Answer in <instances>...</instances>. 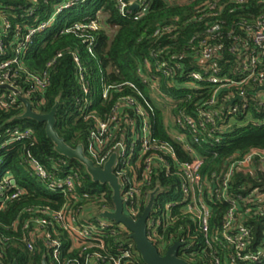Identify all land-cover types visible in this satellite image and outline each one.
Returning <instances> with one entry per match:
<instances>
[{
	"label": "trees",
	"instance_id": "obj_1",
	"mask_svg": "<svg viewBox=\"0 0 264 264\" xmlns=\"http://www.w3.org/2000/svg\"><path fill=\"white\" fill-rule=\"evenodd\" d=\"M62 1L0 0V41L4 47L0 60L19 56V62L7 69L14 77L0 81L18 89L17 93L0 88V97L8 103L0 105V195L18 193L3 207L0 201V264L16 261L18 264H43L44 256L52 264L46 240L32 237L25 230L27 222L45 215L43 209L54 212L66 209L68 214L78 216L81 223H92L97 213L112 210L115 204L109 186L93 182L78 161L66 159L55 151L53 141L47 136L46 123L20 118L27 109L24 99L31 102L34 111L47 114L60 97L56 129L73 148L87 145L95 124L92 114L110 115L123 96L148 102L153 138L157 143L169 144L178 161L183 162L191 159L190 154L168 135L167 116L179 132L188 133L190 127L183 124L185 117L197 118L201 110L207 109L205 104L217 90V104L209 109L219 111V126L230 124L231 127L219 132L212 124H207L205 129H200L203 175L210 178L215 171L222 175L253 152L264 155V124L255 123L264 119V108L259 104L254 83L225 85L220 89L204 82L197 85L198 88L185 84L187 75L204 71L200 58L205 40L227 48L250 41L244 25H254L258 17L264 15V0H246L245 3L236 0H86L62 11L49 29L34 35L28 45L19 48L29 31L49 20ZM122 5H126L124 11ZM67 12L70 20L58 24ZM92 21H97V29L88 27ZM6 24L11 25L8 31ZM215 25L221 29L211 35L209 31ZM18 50L21 53L17 54ZM239 51L221 50L215 58L224 76L242 77L241 59L245 49L241 47ZM75 54L87 73H92L87 78L95 90L88 96L91 101L84 115L77 108L78 99L84 96L77 77ZM45 72L49 73V83L41 89L31 76ZM102 75L108 85L115 84L105 99H102V88L96 85ZM129 83L135 88L128 87ZM241 95L244 97L240 98ZM156 96L165 102H159ZM27 130L29 135L21 140L13 139V132ZM212 136H219L220 142L215 143ZM188 140L199 148L190 135ZM30 155L39 158L55 178L73 175L76 179L74 190L49 188L29 164ZM156 180L167 188L180 184L181 179L177 174L170 178L160 174ZM156 187L154 183L145 189L134 220L142 216L148 195ZM230 190L234 196L245 197L238 206L240 225L250 228L254 241L261 240L264 237V169L260 165L236 166ZM228 209L227 203H212V226L217 228ZM174 214L177 217L173 223L161 231L165 249L159 250L160 253L165 254L176 242H182L184 246L179 255L183 259L192 264H211L212 251L205 250L197 220L184 218L179 209H174ZM47 217L51 218L54 237L63 244L61 264H88V258L96 249L104 258L96 264H112L121 243L125 242L124 237L128 243L133 242L127 232L114 224L102 231L108 235L103 237V249L97 246L100 242L83 238H79L76 245L70 234L53 221L51 212ZM32 241L34 249L29 248ZM90 244L94 245L89 248ZM135 254L136 258L130 259L128 264H144L136 250Z\"/></svg>",
	"mask_w": 264,
	"mask_h": 264
},
{
	"label": "built area",
	"instance_id": "obj_2",
	"mask_svg": "<svg viewBox=\"0 0 264 264\" xmlns=\"http://www.w3.org/2000/svg\"><path fill=\"white\" fill-rule=\"evenodd\" d=\"M85 1L63 0L62 3L57 4L53 16L39 26L31 29L19 48L28 45L34 35L49 29L62 11L72 8L78 2ZM236 2L245 3L246 0H236ZM125 8L126 5H122L121 10L124 11ZM10 27V24H6V31ZM88 27L97 29V21H92ZM220 29L219 25H215L209 32L212 35V33L215 34ZM244 30L249 34L250 41H241L234 47L227 48L223 44L211 43L210 39L205 40L200 58V62L204 65V71H194L190 75H187L188 78L185 79V84L198 88L197 85L204 82L220 89V87L225 85L233 86L254 83L257 87L256 95L260 101L259 104L264 108V93H261L264 89V15L259 16L254 25H244ZM241 47L245 49V56L241 59L242 77L240 79H232L224 76L215 63V58L218 57L221 50L228 49L233 53H239ZM0 52L4 53L1 41ZM19 53H21L20 50L17 51V54ZM75 61L78 66L77 77L82 83L84 96L82 99H78L77 108L84 115L91 101L88 96L94 93L95 90L90 87V80L87 78L90 73H87L86 68L76 54ZM18 62L19 56L10 60H0V81L9 80L11 77H14V75L11 76L7 72V69L10 65ZM31 78L41 89L45 88L49 83L48 72L42 75H32ZM95 80L96 78L93 77L94 83ZM96 85L102 88V99L107 98L115 87V84L108 85L105 82L104 75L99 77ZM127 86L135 88L132 83H129ZM153 87H155L154 83ZM216 94L217 90L214 97L205 104L207 109L201 110L197 118L192 116L185 117L183 124L185 123L190 127L188 133L179 132L167 116L165 129L172 139L180 143L189 152L191 158L189 161L179 162L176 153H174L169 144L156 142L152 136V122L147 111L149 103L137 101L131 96L121 97L114 105L112 113L106 117L97 114L91 115L95 124L85 146L86 154L100 167H104L113 154L117 155L114 173L122 182L124 213L132 219L138 213L137 208L139 209L140 202L143 200L142 197L145 189L154 183L156 186L160 185L162 187V191L157 192L155 196L153 210L147 220V235L159 250L165 249L162 243L163 237L161 236V231L173 223L177 217V214H174V209H179L184 218L191 217L197 220L203 234L205 250L209 249L212 251L213 262L211 264H264V237L259 241H254L250 228L240 225L238 206L241 202L245 201V197L242 195L234 196L230 190V181L234 176L236 166L250 167L252 165H260L264 169V155L259 152H253L243 160L231 165L229 170L223 172L222 175L217 171L213 172L210 178L203 175L204 158L202 156L203 150L199 136L200 129H205L207 124H212L216 131L219 132L226 131L231 127L230 124L219 126L217 124L219 111L213 108L209 109V107L217 104ZM240 97L244 96L241 95ZM155 98L161 103L165 102L159 96ZM0 105L7 106L8 103L0 97ZM255 123L262 125L264 124V119L258 120ZM29 134V130L23 133L16 131L13 132V139L21 140ZM188 135L194 139V143L199 148L194 147L189 142ZM212 137L215 143L220 142L219 136ZM29 164L36 175L45 183H48L49 188L70 192L74 190L76 179L73 175H67L65 178L60 179L55 178L40 162L39 158L32 155L29 156ZM173 167L177 168V170L174 171ZM160 174L167 178L177 174L181 179L180 184L166 186L167 188H165L159 180H156V177ZM13 181H11L12 185H14ZM154 190L155 188L150 191L148 195L149 199ZM17 196V192L11 196L9 194H1V206L3 207L5 202L10 198H16ZM214 202H224L229 206L217 228L211 224V205ZM103 211L95 215V222L81 223L78 216L68 214V210L66 209L55 212L43 209L42 212L45 215L36 216L27 222L25 230L32 237L46 240L51 263L61 264L63 244L58 237H54L50 228L52 221L51 218L47 217V214L52 213L53 221H56L63 230L70 234L71 239L75 241L76 245L79 238H83L87 241L100 242L97 246L103 249V237H108L103 232L114 224H117L121 230L127 232V235H130L132 238V232L126 226L102 217ZM124 239L125 242L121 243L117 252V258H114L112 264H128L130 259L134 260L136 258L135 250L140 256L134 240L128 243L129 240L126 237ZM93 245L90 244L88 247L90 248ZM29 248H35L33 241L29 244ZM99 261H104V258L102 252L96 249L88 258L87 263L96 264Z\"/></svg>",
	"mask_w": 264,
	"mask_h": 264
},
{
	"label": "water",
	"instance_id": "obj_3",
	"mask_svg": "<svg viewBox=\"0 0 264 264\" xmlns=\"http://www.w3.org/2000/svg\"><path fill=\"white\" fill-rule=\"evenodd\" d=\"M0 88H7L18 93V89L9 83H0ZM24 101L27 105V109L20 118H28L41 123H46L47 136L53 141L55 151L66 159L78 161L85 168L93 182L110 187L113 193L112 198L115 203V209L103 211L102 217L120 223L132 232L131 235L135 242L136 249L144 264H192L179 255L180 249L184 246L182 242H176L165 254H161L159 249L147 235V220L153 210L157 192L162 191L160 185L152 191L147 207L142 216L138 220L132 219L124 213L122 182L114 173L117 155L113 154L104 167H100L87 156L84 145H79L73 148L67 144L65 139L60 136L56 129L60 97L57 98L56 104L51 112L47 114L34 111L31 102L27 99H24ZM13 183H15V181H13ZM14 264H18V262L16 261ZM43 264H49L46 256H44Z\"/></svg>",
	"mask_w": 264,
	"mask_h": 264
},
{
	"label": "rangeland",
	"instance_id": "obj_4",
	"mask_svg": "<svg viewBox=\"0 0 264 264\" xmlns=\"http://www.w3.org/2000/svg\"><path fill=\"white\" fill-rule=\"evenodd\" d=\"M98 13L100 14V17L102 18L103 16L101 15V12H98ZM64 16H65V18H64L65 20L62 19V18H60V19L58 20V24L61 23V21H66V23H67V22L70 20V18H71V15H69L68 12H67ZM66 23H65V24H66Z\"/></svg>",
	"mask_w": 264,
	"mask_h": 264
}]
</instances>
